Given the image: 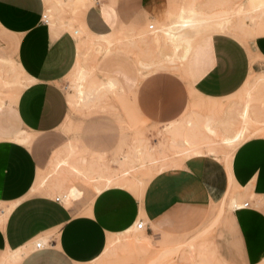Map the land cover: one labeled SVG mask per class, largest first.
<instances>
[{"label": "crops", "instance_id": "crops-1", "mask_svg": "<svg viewBox=\"0 0 264 264\" xmlns=\"http://www.w3.org/2000/svg\"><path fill=\"white\" fill-rule=\"evenodd\" d=\"M162 1L140 0L138 8L149 15L152 6ZM44 12V0H0V58L12 60L26 79L0 120V214L10 210L0 222V254L21 250L25 254L17 264H93L103 256L109 235L124 234L142 222L155 250L152 257L174 249L213 220L231 184L252 201L218 218L211 249L222 264L260 263L264 210L256 204L264 199V137L240 143L227 168L213 155H198L177 169L159 172L140 198L110 187L98 193L89 207L76 211L38 188L41 160L35 145L28 146L33 144L28 135H15H49L64 123L69 108L62 81L78 55L74 37L50 27ZM130 14L124 3L118 4L116 17L121 23L129 22ZM116 17L100 23L89 18L87 25L97 38L105 37ZM243 24L249 26L248 21ZM259 28L248 43L227 32L195 42L182 65L183 84L161 73L142 77L134 60L121 54L104 57L97 70L116 80L138 115L150 123L169 124L184 113L186 86L195 97L216 103L236 94L251 73L264 69V22ZM81 29L92 36L86 27ZM60 166L56 162L55 168ZM38 241L45 247L37 251Z\"/></svg>", "mask_w": 264, "mask_h": 264}, {"label": "rangeland", "instance_id": "rangeland-1", "mask_svg": "<svg viewBox=\"0 0 264 264\" xmlns=\"http://www.w3.org/2000/svg\"><path fill=\"white\" fill-rule=\"evenodd\" d=\"M119 3L130 9L129 22L117 19ZM139 3L140 0H44V21L52 28L69 32L77 44L76 65L62 81L68 115L52 134L15 136L26 134L33 141L28 146L35 145L32 148L41 160L38 188L72 210L89 207L98 193L110 187L123 188L140 198L159 172L177 169L198 155H213L227 168L235 149L226 139L233 138L243 127L249 131L244 141L264 137V69L251 73L236 94L216 103L195 97L186 86L188 103L184 113L165 125L150 123L138 115L116 80L97 70L101 59L121 54L134 60L142 77L161 73L183 84L182 65L192 45L215 32L232 33L248 43L260 33L264 0L261 5L250 0H163L152 6L149 15L138 8ZM112 15L116 23L108 27V35L97 38L87 25L89 18L100 23ZM246 21L248 27L243 24ZM81 26L94 37L85 34ZM168 27L178 40L171 42L165 37ZM25 86L26 79L18 66L0 58L1 121ZM56 162H60V168H55ZM234 198L238 207L252 201L230 184L215 208L216 220L193 237L178 242L182 244L174 249L151 257L155 250L144 230H137V222L124 234L109 235L103 256L93 264H222L211 249L212 229L223 213L235 210ZM256 205L264 210V199ZM9 211L0 214V222ZM24 254L21 250L9 256L0 254V264L5 256L3 264H17ZM258 264H264V259Z\"/></svg>", "mask_w": 264, "mask_h": 264}, {"label": "bare ground", "instance_id": "bare-ground-1", "mask_svg": "<svg viewBox=\"0 0 264 264\" xmlns=\"http://www.w3.org/2000/svg\"><path fill=\"white\" fill-rule=\"evenodd\" d=\"M262 2H263V0H250V3H252V4H257V5H261L262 4ZM63 24V23H62ZM165 32H164V35H165V37L167 38V39H169L171 42H173V41H175V40H178V38L175 36V33H174V31H173V29L172 28H170V27H168L166 30H164ZM74 32H76L77 33V31H74ZM160 65H162V64H160ZM17 98V97H16ZM16 100V99H15ZM246 116V115H245ZM243 117H244V115H243ZM247 132H249V131H247V127H243V129H241V131H239L233 138H231V139H226L227 140V143L228 144H230L231 145V147H232V149H235L240 143H242L244 140H245V136L247 135ZM251 135V134H250ZM193 136H195V135H193ZM192 136V137H193ZM194 138V137H193ZM233 207H238L237 205V203H236V199L234 198L233 199ZM220 215V214H219ZM214 220H216V219H214ZM217 220H218V218H217ZM212 225H214V223L212 224ZM138 230V229H137ZM177 249V248H176ZM162 255V254H161ZM22 259V258H21Z\"/></svg>", "mask_w": 264, "mask_h": 264}, {"label": "built area", "instance_id": "built-area-1", "mask_svg": "<svg viewBox=\"0 0 264 264\" xmlns=\"http://www.w3.org/2000/svg\"><path fill=\"white\" fill-rule=\"evenodd\" d=\"M44 19H45V18H44ZM149 29H150V30L153 29V26H149ZM246 207H248V203H244L243 208H246ZM143 227H144V225H143L142 222H139V223L137 224V226H136V228H137L138 230H142ZM44 247H45V246H44V244H43L42 241H38V242H36L35 245H34V248H35V250H37V251H38V250H42Z\"/></svg>", "mask_w": 264, "mask_h": 264}]
</instances>
